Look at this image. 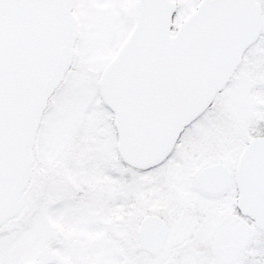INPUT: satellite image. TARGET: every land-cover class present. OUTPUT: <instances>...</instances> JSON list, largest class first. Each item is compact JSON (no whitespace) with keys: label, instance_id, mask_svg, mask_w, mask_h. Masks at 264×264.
Segmentation results:
<instances>
[{"label":"snow or ice","instance_id":"obj_1","mask_svg":"<svg viewBox=\"0 0 264 264\" xmlns=\"http://www.w3.org/2000/svg\"><path fill=\"white\" fill-rule=\"evenodd\" d=\"M0 264H264V0H0Z\"/></svg>","mask_w":264,"mask_h":264}]
</instances>
